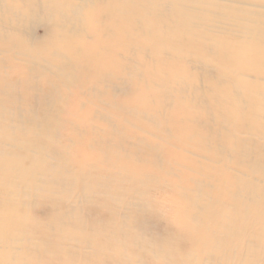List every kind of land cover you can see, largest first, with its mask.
<instances>
[{"label":"clouds","instance_id":"9594fccd","mask_svg":"<svg viewBox=\"0 0 264 264\" xmlns=\"http://www.w3.org/2000/svg\"><path fill=\"white\" fill-rule=\"evenodd\" d=\"M0 264H264V0H0Z\"/></svg>","mask_w":264,"mask_h":264}]
</instances>
